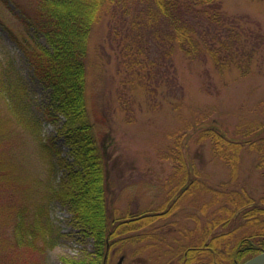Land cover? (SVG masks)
<instances>
[{"label": "trees", "instance_id": "obj_1", "mask_svg": "<svg viewBox=\"0 0 264 264\" xmlns=\"http://www.w3.org/2000/svg\"><path fill=\"white\" fill-rule=\"evenodd\" d=\"M1 1L13 2L25 27L44 39L33 50L24 49L34 75L49 91L37 105L23 79L0 60V264H47L46 252L63 234L51 215L53 202L65 207L75 227L92 239L88 255L61 257L66 264H111L123 246L138 243L134 254L146 252L151 264H240L264 251V109L262 118L236 125L234 136L203 122L204 113L186 123L188 134L170 133L173 145L161 151L173 162L160 188L163 203L125 213L107 202L106 155L87 111L89 35L103 18L120 62L137 73L139 82L148 62L158 64L152 72L158 82L161 63L173 67L177 51L191 60H209L217 72L234 67L246 73L254 48L246 47L243 29L229 20L221 0ZM38 110L46 121H62L58 131L82 169L69 168L55 137L43 132ZM194 132L199 141L209 140L211 155L229 171L228 181L212 186L194 174L184 151ZM244 149L253 153L254 167L262 172L256 198L229 187ZM183 204L195 210L187 216L194 220L192 228L169 220Z\"/></svg>", "mask_w": 264, "mask_h": 264}, {"label": "rangeland", "instance_id": "obj_2", "mask_svg": "<svg viewBox=\"0 0 264 264\" xmlns=\"http://www.w3.org/2000/svg\"><path fill=\"white\" fill-rule=\"evenodd\" d=\"M221 5L229 20L243 29L246 47L254 48L246 73L234 67L217 72L209 60H191L177 51L173 67L167 69L166 63H161L158 82L152 73L158 64L153 66L150 62L144 70L147 74L142 73L139 82L137 73H129L120 62L119 51L108 36L107 18L91 28L86 58L87 111L106 155L109 186L106 199L120 213L158 209L163 203L165 192L160 188L171 173L173 162L163 158L161 151L173 145L170 133L178 130L188 134L186 123L195 122L204 113L207 116L203 122L216 124L227 135L234 136L236 125L255 119L264 109V2L221 0ZM21 17L13 2L0 0V60L23 79L35 103L41 105L49 88L42 87L34 75L24 48L33 50L44 44V39L31 26L26 28ZM149 55L151 58L154 52L149 51ZM38 115L43 132L55 137L56 147L69 168L82 169L58 131L62 121H46L41 110ZM209 144V140L199 141L194 132L185 142L184 151L194 174L217 186L229 180V171L211 155ZM254 160L253 153L242 150L237 177L229 187L256 198L262 191L263 178L261 170L254 167ZM180 206L169 220L192 228L194 220L187 216L195 210L187 204ZM51 215L63 234L46 252L47 264H66L61 257L81 259L92 251V239L75 227L71 213L59 202L52 203ZM198 216L201 218V213ZM163 222L154 227L167 223ZM165 226L159 230L166 229ZM139 246L140 243L126 244L111 264H117L121 255L120 264H151L146 262V252L134 254Z\"/></svg>", "mask_w": 264, "mask_h": 264}, {"label": "water", "instance_id": "obj_3", "mask_svg": "<svg viewBox=\"0 0 264 264\" xmlns=\"http://www.w3.org/2000/svg\"><path fill=\"white\" fill-rule=\"evenodd\" d=\"M122 258L123 256L119 257L117 264L121 263ZM240 264H264V251L255 254Z\"/></svg>", "mask_w": 264, "mask_h": 264}]
</instances>
